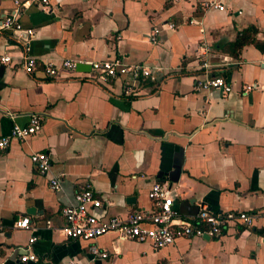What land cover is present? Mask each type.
<instances>
[{
  "label": "crops",
  "instance_id": "1",
  "mask_svg": "<svg viewBox=\"0 0 264 264\" xmlns=\"http://www.w3.org/2000/svg\"><path fill=\"white\" fill-rule=\"evenodd\" d=\"M14 1L0 0V19ZM17 1L27 2L17 20L33 37L25 52L14 39L21 34H0V55L12 61L0 64V137L33 113L44 121L25 142L0 150V264H86L90 243L67 238L60 215L86 183L102 201L93 212L99 219L150 210L153 183L174 192L184 217L198 205L256 216L251 228L230 226L219 238L178 239L156 251L105 234L94 244L108 258L87 264H264V0H51L46 10ZM205 1L222 11L203 9ZM163 24L173 29L164 26L150 43V30ZM245 29L255 30L259 47L245 45L233 57L226 46ZM200 46L210 49L205 75ZM23 56L38 64L31 74ZM118 56L148 66L156 81L124 97L117 82H95L87 72L61 70L52 79L42 70ZM207 75H224L231 92L196 88ZM35 152L50 158L45 176L29 162ZM24 217L29 229L14 228ZM24 252L36 261L20 262Z\"/></svg>",
  "mask_w": 264,
  "mask_h": 264
},
{
  "label": "built area",
  "instance_id": "2",
  "mask_svg": "<svg viewBox=\"0 0 264 264\" xmlns=\"http://www.w3.org/2000/svg\"><path fill=\"white\" fill-rule=\"evenodd\" d=\"M41 10L49 9L51 0H34ZM176 1V0H173ZM25 3L14 1L15 8L0 19V34L2 32H16L21 35L14 37L15 41L27 51L33 31L24 29L17 18ZM18 7V8H17ZM203 9L215 8L222 11V7L213 1L201 3ZM173 29L171 24H163L153 27L148 33V40L154 44L162 28ZM200 62L198 70L207 74L210 65L206 56L209 52L208 46H200ZM0 64L12 65L11 58L0 55ZM76 64H84L89 67L88 79L99 82H117L124 97L139 96L142 87L148 83H154L156 76L148 66L144 64H130L123 57H113L105 60L81 62L78 60H62L58 64H44L42 70L47 78H56L59 71H73ZM38 64L29 56L22 57L23 72L31 74ZM196 88L218 91L221 96H227L231 88L222 76H208L202 81H197ZM255 89V85H245L241 92L247 93ZM44 117L42 114L33 113L28 116L26 124L19 126L13 124L8 134L0 137V150H5L11 140L20 143L35 135L41 128ZM29 162L37 174L45 176L50 169V158L46 152H35L29 155ZM52 191H58L59 183L55 179L48 182ZM147 198L151 204L148 211L129 213L124 219L97 218L93 212L102 207V201L94 196L89 184H82L74 194V205L65 206L60 209V215L64 221L63 233L71 240H82L89 242L87 253L89 260H105L108 252L98 248L94 241L105 234H114L116 239L134 241L140 244H148L152 250L165 248L178 239H215L223 235L230 226H242L251 228L254 223L255 214L246 212H212L204 205H198L194 216L184 217L173 207L175 194L168 187L153 183L147 192ZM45 224L50 226L49 221ZM29 220L27 217L20 218L13 224L14 228L28 230ZM33 238L28 240L31 244ZM20 262L36 261V256L31 252H24L19 256ZM68 264H83L79 260H70Z\"/></svg>",
  "mask_w": 264,
  "mask_h": 264
},
{
  "label": "trees",
  "instance_id": "3",
  "mask_svg": "<svg viewBox=\"0 0 264 264\" xmlns=\"http://www.w3.org/2000/svg\"><path fill=\"white\" fill-rule=\"evenodd\" d=\"M254 35H255V30L253 29L242 30L236 34L234 42L228 44L226 48H228L229 53L233 57H236L237 54L240 52L241 48L245 45H253L258 48L259 44L254 39Z\"/></svg>",
  "mask_w": 264,
  "mask_h": 264
},
{
  "label": "water",
  "instance_id": "4",
  "mask_svg": "<svg viewBox=\"0 0 264 264\" xmlns=\"http://www.w3.org/2000/svg\"><path fill=\"white\" fill-rule=\"evenodd\" d=\"M75 70L76 71H81V72H88L89 71V67L87 65H84V64H76Z\"/></svg>",
  "mask_w": 264,
  "mask_h": 264
}]
</instances>
